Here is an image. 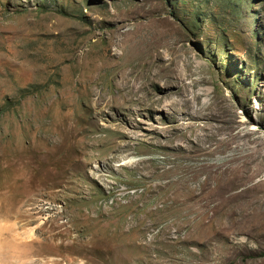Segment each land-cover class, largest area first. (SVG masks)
Listing matches in <instances>:
<instances>
[{
    "label": "rangeland",
    "instance_id": "rangeland-1",
    "mask_svg": "<svg viewBox=\"0 0 264 264\" xmlns=\"http://www.w3.org/2000/svg\"><path fill=\"white\" fill-rule=\"evenodd\" d=\"M0 264H264V0H0Z\"/></svg>",
    "mask_w": 264,
    "mask_h": 264
}]
</instances>
